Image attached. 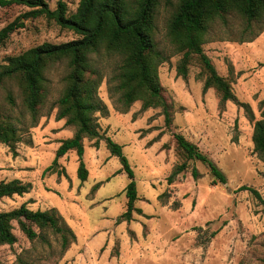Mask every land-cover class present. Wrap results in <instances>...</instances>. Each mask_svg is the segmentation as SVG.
<instances>
[{
  "label": "rangeland",
  "instance_id": "374dc122",
  "mask_svg": "<svg viewBox=\"0 0 264 264\" xmlns=\"http://www.w3.org/2000/svg\"><path fill=\"white\" fill-rule=\"evenodd\" d=\"M44 1L50 9L55 8L57 0ZM61 1L69 14L78 0ZM28 9L20 4L0 5V28ZM168 11L159 7L154 39L167 55L157 75L171 106V122L165 127L158 108L140 110L138 101L120 112L106 88V73L113 67L114 58L103 56L104 75L97 96L105 112L95 113L97 146L94 139H82L81 159L87 170L84 181L77 178L73 150L57 159L65 175L41 174L59 141L72 134L63 119L54 118L64 64L56 62L47 69L46 100L33 126L21 106L18 88L11 82L0 85V109L10 112L21 130L16 155L0 143V180L30 183L29 191L22 195L2 197L0 211L22 202L32 210L54 208L74 234V239L61 248L58 235L45 231V240H29L12 221L15 242L0 245V264L264 262V160L253 151L250 140L253 120L264 116V16L242 30L243 19L230 14L225 24L216 21L211 25L202 45L217 73L229 80L236 99L247 105V112L232 101L220 105L212 88L201 91L195 59L185 79L176 75L175 63L180 55L172 53L165 33ZM21 21L23 26L0 43V63L42 42L60 43L78 37L44 16ZM255 33L251 41H240ZM6 90L11 92L12 105L5 99ZM174 132L194 143L223 173L225 182L211 183L207 167L195 159L187 160L186 168L168 181L174 165L182 161L174 150ZM105 136L121 145L133 173V204L141 212H132L128 221L119 218L125 209L128 178L118 171L119 160L105 147ZM241 185L254 189L257 196L248 189H238Z\"/></svg>",
  "mask_w": 264,
  "mask_h": 264
},
{
  "label": "trees",
  "instance_id": "16d2710c",
  "mask_svg": "<svg viewBox=\"0 0 264 264\" xmlns=\"http://www.w3.org/2000/svg\"><path fill=\"white\" fill-rule=\"evenodd\" d=\"M10 4L24 5L29 9L0 28V43L12 31L23 26L21 20L37 16L53 20L59 27L70 29L78 35L75 39L60 43L42 42L16 55L7 56L0 63V85L11 82L18 88L20 103L29 115L30 126L36 123L46 100L47 69L56 62L64 64L63 87L54 102V118L63 119V125L71 127L72 134L59 141L51 162L41 174L56 172L65 175L57 159L73 150L77 157V178L85 180L87 170L81 159L82 139H94L93 145L97 146L99 129L95 113L105 112V106L97 96V88L104 75L101 64L103 56L114 58L113 67L106 73V88L116 108L124 113L133 102L138 101L140 110L158 108L164 126H169L171 106L157 75L159 64L167 58L154 39V18L159 7L169 9L165 33L172 53L180 55L175 63L176 75L185 79L188 66L195 59L199 66L201 91L212 88L217 93L220 105L232 101L248 112L247 105L236 99L229 80L217 73L202 45L211 25L216 21L225 24L230 14L242 18V30H248L252 22H259L264 16V0H78L74 11L69 14L61 0L56 1L53 9L44 0H0L1 6ZM256 35L240 41H251ZM5 99L11 105L14 103L9 90L5 92ZM249 118H252L250 113ZM17 123L18 120L10 112L0 109V143L12 155H16V144L21 140ZM172 138L174 150L182 161L174 165L168 181L173 174L186 168L187 160L195 159L207 167L211 183L225 182L223 173L194 143L177 132L172 133ZM250 140L253 151L264 160V116L253 120ZM104 145L111 155L118 158V171H123L128 178L124 187L125 209L119 216L120 220L128 221L132 212H141L133 204L136 199L133 173L121 152V145L108 136L104 137ZM191 174L196 175L194 168ZM29 189L28 182L0 180V199L20 196ZM238 189H248L256 195L250 187L241 185ZM12 221L29 240L36 237L45 240L43 233L49 231L59 236L60 246L65 248L74 239L73 232L54 208L32 210L22 202L17 207L0 211V245L15 242Z\"/></svg>",
  "mask_w": 264,
  "mask_h": 264
}]
</instances>
